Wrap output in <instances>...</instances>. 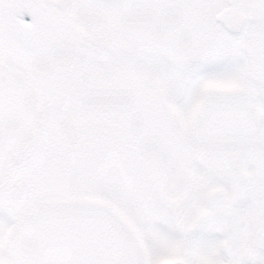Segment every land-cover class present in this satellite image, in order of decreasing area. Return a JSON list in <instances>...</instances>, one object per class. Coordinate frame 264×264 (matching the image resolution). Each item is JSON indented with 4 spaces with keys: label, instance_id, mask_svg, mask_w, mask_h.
<instances>
[{
    "label": "snow or ice",
    "instance_id": "obj_1",
    "mask_svg": "<svg viewBox=\"0 0 264 264\" xmlns=\"http://www.w3.org/2000/svg\"><path fill=\"white\" fill-rule=\"evenodd\" d=\"M0 264H264V0H0Z\"/></svg>",
    "mask_w": 264,
    "mask_h": 264
}]
</instances>
